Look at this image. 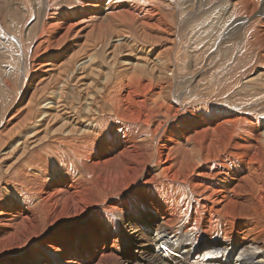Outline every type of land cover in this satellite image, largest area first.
Wrapping results in <instances>:
<instances>
[{
    "label": "bare ground",
    "instance_id": "bare-ground-1",
    "mask_svg": "<svg viewBox=\"0 0 264 264\" xmlns=\"http://www.w3.org/2000/svg\"><path fill=\"white\" fill-rule=\"evenodd\" d=\"M109 1L77 19L58 10L73 0H13L42 30L75 20L31 44L5 29L21 62L0 119V264H134L124 248L264 264V0H165L185 4L173 25L162 0L152 24Z\"/></svg>",
    "mask_w": 264,
    "mask_h": 264
},
{
    "label": "rangeland",
    "instance_id": "rangeland-1",
    "mask_svg": "<svg viewBox=\"0 0 264 264\" xmlns=\"http://www.w3.org/2000/svg\"><path fill=\"white\" fill-rule=\"evenodd\" d=\"M73 1H74V3L71 2L70 4H67L66 6H63L61 8L59 7L58 10L61 11L59 13L69 12L70 11L69 13H72L71 16L74 15L73 17H76L78 19L79 17H82L80 14L83 13V10H85V8L87 7V6H85V3H87L88 0H77V1L76 0H73ZM107 1L108 2H106V3H107V5H109L110 1L109 0H107ZM125 1H127V3L128 2L130 3L129 4V5H131L130 8L129 7L122 6V7H118V8L113 9V11H121V10H119L121 8L123 9V11L124 10L127 11L128 9L129 10L131 9L130 11H133V12H131L132 15H133L132 17H134V15H137L139 18L141 17V19L143 18V20H146L149 24L150 23L151 24L152 23H158L157 22V18H158L157 17V11L160 10V7L164 11V13H166V14H164L165 16L162 15V16H164L163 18L165 19V21L167 19L166 22L169 23L170 25H173V23H172L173 22V19L171 18V17H173L172 16L173 10L175 12H176V10L178 11V12H176V14H179L180 11H185L184 10V6H183L185 4H181L179 7H177V6L174 5V3H172L169 6V4H167L168 1L166 2L165 0H162L160 2V3H162L161 6H160V3H159V5H158V3H156L157 0H152V1L151 0H147L146 1L147 4H143L144 0H141V1L140 0H129V1L128 0H125ZM186 1L189 2V1H192V0H186ZM209 1H210V9H209L210 10V14L211 13H216V12H218L221 9L222 4L220 2L222 0H204V2H207V3H209ZM177 2L178 3L179 2H182V0H178ZM18 3H19V0H18ZM117 3H119V2H117ZM73 4H74V6H72ZM154 5H156L157 7L154 6ZM155 7H156L157 11H156ZM148 10H150V11H148ZM73 11H74V13H73ZM153 11L156 12V13L155 14L152 13ZM150 12L152 14H150ZM24 14L25 13L23 12V7L20 4H19V8L16 9L14 7L13 0H0V40L1 39L4 40V38L6 39V42H5V40L2 41V42H5L4 44L3 43L1 44L2 48L0 47V50L3 51V52H5V53H3L1 55V57H3V58L0 57V72H2L4 69L5 70H8V71H11V70L13 71L12 74H9V75L5 74L6 76L3 75V76L0 77V119H1L2 115L4 114L6 108L9 107L10 104H11V101L10 100H12L13 95L15 93L14 90L12 89V85H13L14 80H17V74L16 73H17V71H19V67L20 66H18V65L21 62V60L20 61L18 60L21 57L20 56L21 55V52H19V49H17L15 47L14 42H12V40H9V39H13L12 35H9V33H12V34H14L16 36H19V34H21V35H23V40L27 44H31L32 41L38 35H40V31H42V32L45 33V37L44 38H46V39L47 38H51L53 36L61 35V34H63L66 31L67 27L72 22H74L73 20H75V19H72V20H70V19L68 20L67 19L65 21L66 23L64 22V24L59 28V26H58L59 23L57 24V21L58 20L56 18H54V19H51L49 21V24L51 23L50 26L48 24L42 30L40 24H38V25L34 24V16L33 17L31 16V18H30V13L27 14L28 17H26V15H24ZM204 14H205V16H204ZM204 14H202V16L198 17L199 19H197V21H196L198 24H200V26H202V24L204 23L205 17L208 16L207 15L208 14V11L207 12H204ZM150 16H151L152 19L150 18ZM29 18H30V20H29ZM136 19H138V18H136ZM22 24L25 25V28L28 27V26H30L31 28L28 27V30H26L23 27H20ZM32 24H34V25H32ZM52 25H54V26H52ZM14 26H15V28H14ZM12 28H14V29H12ZM22 28H23V32H22ZM5 29L8 30L7 32H9V33H6V30ZM53 29H54V31H53ZM56 30H58V31H56ZM49 31H51V32L49 33ZM208 31L210 32V29ZM59 32H61V33H59ZM55 33H57V34H55ZM201 34H202L201 36H204L203 35L204 33H201ZM15 39L16 38L14 37V40ZM205 40H207V39H204L203 41L201 40L199 43H197V44H199V48L202 47L204 44H206V41ZM182 47L183 46L180 47L181 48V53L184 54V53L187 52L186 51L187 48L183 47L185 50H182ZM41 49L42 48H40V50ZM15 54H17V55L15 56ZM224 67H226V66H224ZM2 68H3V70H2ZM5 70H4V72H5ZM156 248L161 253H164V254H168L169 253L168 250H167V246L164 245V244L163 245L162 244H158V245H156ZM240 252H241V249H239L238 251H233L232 248H229V249H226V251L223 250L222 253H219V255L220 256L223 255L225 259L226 258H229L228 261L227 260H224L223 264H239L240 263V260L239 259H241V257H242V255H240ZM124 253L126 254V256L128 258H130L132 260V262L134 264H138V262H139L138 258L136 257L135 254H133V253L131 254V251L128 248H124ZM261 254L264 255L263 253H261V252L259 253L258 252V254H256V256H253V260L256 261V262L257 261H261L262 263H264V256H261Z\"/></svg>",
    "mask_w": 264,
    "mask_h": 264
},
{
    "label": "snow or ice",
    "instance_id": "snow-or-ice-1",
    "mask_svg": "<svg viewBox=\"0 0 264 264\" xmlns=\"http://www.w3.org/2000/svg\"><path fill=\"white\" fill-rule=\"evenodd\" d=\"M5 195L4 191L2 189H0V199L3 198V196ZM122 211L117 213L115 216H113V218H122V217H126L128 212H129V209L127 208H121ZM120 220L117 219V223H119Z\"/></svg>",
    "mask_w": 264,
    "mask_h": 264
}]
</instances>
